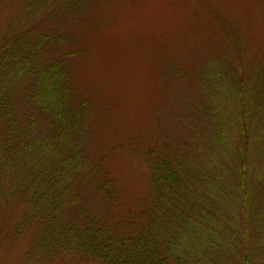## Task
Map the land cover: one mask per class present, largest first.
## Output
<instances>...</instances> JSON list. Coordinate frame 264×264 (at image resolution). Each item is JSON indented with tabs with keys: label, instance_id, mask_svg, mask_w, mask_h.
I'll return each instance as SVG.
<instances>
[{
	"label": "rangeland",
	"instance_id": "rangeland-1",
	"mask_svg": "<svg viewBox=\"0 0 264 264\" xmlns=\"http://www.w3.org/2000/svg\"><path fill=\"white\" fill-rule=\"evenodd\" d=\"M77 1L0 0V48L14 33H27L32 43L43 35L71 39L53 54L42 53L38 58L43 62L84 52L81 59L68 61L90 104L82 135L88 169L100 161L103 168L93 182L86 176L78 186L92 216L109 214L111 222L132 223L135 232L146 226L141 215L152 197L146 159L151 151L205 178L218 176L223 163L217 155L222 131L226 128L232 141L241 140L238 107L230 94L222 95L219 121L224 129L218 134L213 116L205 111L209 93L204 75L208 64L221 57L231 76L261 67L264 0H84L78 10H69ZM31 81L25 77L9 90L26 142L49 130L28 102ZM1 108L0 264H99L83 253L64 251L57 240L61 232L49 229L45 199L36 196L41 183L33 188L34 183L19 182L23 176H46L49 170L33 171L28 154L14 149L5 156ZM104 180L113 181L112 199L96 192ZM242 221L238 212V224ZM240 259L234 251L233 263L224 264H239Z\"/></svg>",
	"mask_w": 264,
	"mask_h": 264
},
{
	"label": "trees",
	"instance_id": "trees-1",
	"mask_svg": "<svg viewBox=\"0 0 264 264\" xmlns=\"http://www.w3.org/2000/svg\"><path fill=\"white\" fill-rule=\"evenodd\" d=\"M83 1L69 10H78ZM70 41L63 35H43L32 43L27 33H14L9 44L0 48L3 153L6 157L13 149L26 153L33 171L49 170L46 176H23L19 182L34 183L33 188L41 183L36 196L45 199L49 229L61 232L57 240L64 251L83 253L99 264H224L233 263L232 252L239 251V264H264V62L242 76L226 72L222 57L208 64L205 111L213 116L220 134L224 124L219 121V110L223 96L230 94L238 107L241 140L232 141L226 128L222 131L217 155L223 163L218 176L205 178L151 151L146 159L152 170V197L141 215L146 226L132 232V223L111 222L109 214L96 218L83 203L79 180L87 176L93 182L103 168L100 161L88 169L82 135L90 104L77 87L68 61L81 59L84 52L50 63L38 58ZM25 77L32 78L28 102L49 126L43 138L29 142L19 130L9 98V90L19 87ZM112 186L113 181L104 180L96 192L112 199ZM238 212L243 217L241 225Z\"/></svg>",
	"mask_w": 264,
	"mask_h": 264
}]
</instances>
